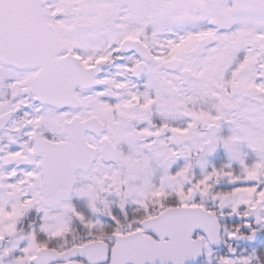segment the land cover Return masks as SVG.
Segmentation results:
<instances>
[{
    "label": "snow or ice",
    "instance_id": "6c2138e0",
    "mask_svg": "<svg viewBox=\"0 0 264 264\" xmlns=\"http://www.w3.org/2000/svg\"><path fill=\"white\" fill-rule=\"evenodd\" d=\"M0 264H264V0H0Z\"/></svg>",
    "mask_w": 264,
    "mask_h": 264
}]
</instances>
